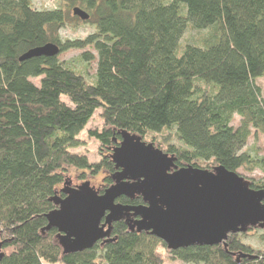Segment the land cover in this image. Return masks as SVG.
Returning a JSON list of instances; mask_svg holds the SVG:
<instances>
[{"label":"trees","instance_id":"1","mask_svg":"<svg viewBox=\"0 0 264 264\" xmlns=\"http://www.w3.org/2000/svg\"><path fill=\"white\" fill-rule=\"evenodd\" d=\"M66 1L89 13L82 20L73 9L75 20L94 28L85 38H62L70 16L60 7L0 0L2 264H164L158 248L166 243L131 231L124 221L114 223L112 241L64 253L59 231L46 230L47 214L66 189L78 187L71 186L73 170L80 179L104 172L101 192L114 182L112 155L124 131L143 141L167 131L158 147L175 155L178 167L264 171V156L247 146L251 136L264 135V94L257 84L264 77V0ZM48 43L60 53L20 59ZM71 50L83 51L87 64L97 62L92 76L60 59ZM98 111L104 127L89 133L106 154L92 163L72 149L82 145L80 135ZM250 184L264 189V177ZM243 235L171 253L193 264H264V248L255 249Z\"/></svg>","mask_w":264,"mask_h":264},{"label":"water","instance_id":"2","mask_svg":"<svg viewBox=\"0 0 264 264\" xmlns=\"http://www.w3.org/2000/svg\"><path fill=\"white\" fill-rule=\"evenodd\" d=\"M74 14L90 18L80 7ZM54 43L33 48L21 56H55ZM112 155L114 183L100 194L89 181L66 189L47 214L46 230L59 231L64 253L81 252L100 241H112L113 225L124 221L133 232H148L163 240L170 251L226 242L229 234L264 228V189L251 187L239 172L220 165L213 170L178 167L169 155L141 136L127 131ZM141 197V204L118 202ZM5 256L0 236V264Z\"/></svg>","mask_w":264,"mask_h":264},{"label":"rangeland","instance_id":"3","mask_svg":"<svg viewBox=\"0 0 264 264\" xmlns=\"http://www.w3.org/2000/svg\"><path fill=\"white\" fill-rule=\"evenodd\" d=\"M33 3L34 6L38 9H55L57 7H60L64 10L65 13L69 14L70 16L68 20L69 25L67 28H64L61 31L62 38H85L88 34L92 33L94 30L91 24H85L75 20L74 18L75 16L73 14L74 7H69L67 5L66 0H33ZM189 36L190 33L189 31H187L186 34L184 35L183 41L189 40ZM82 52L83 51L81 50H71L61 54L60 59L66 62L68 61L72 62V64H75L78 67L85 68L88 71L89 75L92 76L96 71L97 62L93 61L90 64L83 62L82 60H80V55L82 54ZM31 80L37 85H39L40 83L39 78H32ZM257 84L261 86L264 94V77L257 79ZM240 119L241 117L236 115L233 124L235 126H238L240 123ZM103 127H104V121L100 116V112L98 111L95 114V116L92 118L90 123L88 124L87 129L84 130L80 135V138L82 140V145L77 148H73L72 151L87 156L89 161L92 163L100 162L104 157L103 155L106 154V151L101 146V142L97 138L91 136L89 131L92 130L101 131ZM166 135H168L167 131H164L163 133H160L158 135L153 134L145 138L146 140L145 142L153 143L154 146L159 148L158 144L161 143L163 145V143L167 141V139H165ZM172 143L178 147H182V144L177 139H174ZM247 146L249 148L254 146L257 147L258 153L264 156V135L259 134L258 137H255L254 135L251 136ZM203 169L213 170L212 168H203ZM238 172L249 181L251 180L258 181L264 177V171H262L261 169H256L253 172H249L241 168L238 170ZM70 180L72 187L80 186L83 183L89 181L91 187L98 190L100 194L103 193L100 191V188L104 183V172L102 171L98 172L97 174L88 173L86 179H80L76 176V171L73 170V174L70 177ZM110 186L105 187V189L109 188ZM263 235H264V228L256 227V228H251L247 232H245L243 237L244 240L247 243L251 244L255 249H261L264 248ZM158 253L162 256L164 260V264H193V263H186L180 259L174 258L167 246H163V245L159 246ZM56 264H62V263H56Z\"/></svg>","mask_w":264,"mask_h":264}]
</instances>
